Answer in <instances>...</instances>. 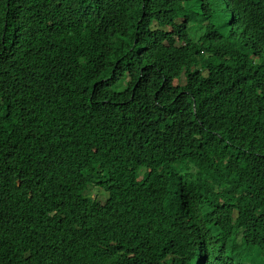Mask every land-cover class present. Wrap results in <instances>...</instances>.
<instances>
[{"label": "trees", "instance_id": "16d2710c", "mask_svg": "<svg viewBox=\"0 0 264 264\" xmlns=\"http://www.w3.org/2000/svg\"><path fill=\"white\" fill-rule=\"evenodd\" d=\"M159 235L264 264V0H0V264Z\"/></svg>", "mask_w": 264, "mask_h": 264}, {"label": "clouds", "instance_id": "9594fccd", "mask_svg": "<svg viewBox=\"0 0 264 264\" xmlns=\"http://www.w3.org/2000/svg\"><path fill=\"white\" fill-rule=\"evenodd\" d=\"M162 33H166V31ZM174 37L176 36L174 35ZM185 45L186 43L182 42L180 47L177 48L185 47ZM219 201L220 200L217 199V202ZM235 219H238L236 215ZM237 222L241 225L239 219ZM141 241L142 239L134 244L131 249L139 250L145 240ZM157 241L161 242L160 249L156 252L151 262L152 264H200L196 249L191 242L186 241L184 238L159 235L157 236Z\"/></svg>", "mask_w": 264, "mask_h": 264}, {"label": "rangeland", "instance_id": "374dc122", "mask_svg": "<svg viewBox=\"0 0 264 264\" xmlns=\"http://www.w3.org/2000/svg\"><path fill=\"white\" fill-rule=\"evenodd\" d=\"M91 190L92 191H90V194L92 196H94V197H97L102 202H104L107 199V197H108V195L105 192H103V191H100L99 192V191H97V190H95L93 188ZM237 221H238V219H237Z\"/></svg>", "mask_w": 264, "mask_h": 264}]
</instances>
